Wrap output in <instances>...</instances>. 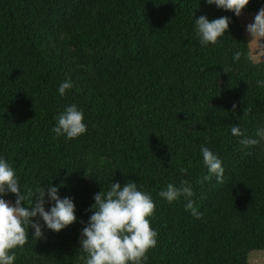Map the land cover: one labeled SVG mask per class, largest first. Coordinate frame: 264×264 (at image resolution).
<instances>
[{"label": "trees", "instance_id": "16d2710c", "mask_svg": "<svg viewBox=\"0 0 264 264\" xmlns=\"http://www.w3.org/2000/svg\"><path fill=\"white\" fill-rule=\"evenodd\" d=\"M262 4L249 0L242 12ZM194 13L230 17L218 44H199ZM247 41L237 16L205 0H0V155L21 185H56L77 216L38 240L30 229L13 264H81V221L94 194L129 180L155 203L157 243L144 264H249L251 251H264V141L244 148L230 132L264 126L255 83L264 61L232 59ZM64 80L73 87L61 96ZM73 103L87 131L68 140L51 129ZM201 145L221 159L222 182L204 179ZM182 179L199 218L183 197L158 196Z\"/></svg>", "mask_w": 264, "mask_h": 264}, {"label": "clouds", "instance_id": "9594fccd", "mask_svg": "<svg viewBox=\"0 0 264 264\" xmlns=\"http://www.w3.org/2000/svg\"><path fill=\"white\" fill-rule=\"evenodd\" d=\"M205 3L239 17L249 0H205ZM193 15V31L202 47L218 44L231 22L228 16L209 19L206 15ZM245 31L249 37L245 43L247 51L234 50L233 61L240 60L242 56L250 63L264 60V4L257 10L252 22L246 25ZM255 83L264 88V78ZM72 87L70 80H64L59 83L57 92L64 96L66 90ZM55 121L51 132L68 140L87 131L83 110L75 103L66 105ZM230 132L240 138L239 144L244 148L260 145L264 141V126H257L254 135H244L239 124L233 125ZM200 155V162L207 170L204 179L215 177L216 182H222L224 168L218 155L205 145L200 146ZM179 171L186 174L188 169L181 167ZM8 194L14 195L15 200L5 199ZM158 196L169 203L183 197L185 211L199 218L188 181L182 179L179 185L168 183ZM93 200L89 209L91 214L86 222L81 221L84 225L78 238L81 264H144L147 251L157 243V232L150 226L149 219L155 208L151 195L141 191L134 180L123 184L116 181L109 182L106 190L100 189L95 193ZM76 220L72 198L61 197L58 187L52 182L35 190L21 185L13 166L0 155V264H13L16 259L14 250L25 245L30 229L31 236L38 240L44 237L45 229L59 233Z\"/></svg>", "mask_w": 264, "mask_h": 264}, {"label": "rangeland", "instance_id": "374dc122", "mask_svg": "<svg viewBox=\"0 0 264 264\" xmlns=\"http://www.w3.org/2000/svg\"><path fill=\"white\" fill-rule=\"evenodd\" d=\"M254 15L255 13L241 12V15L237 17L240 25L244 28V32L247 37V40L249 39V37L246 34L245 28L248 23L252 22ZM261 61H264V60H261ZM248 263L249 264H264V251H251L248 254Z\"/></svg>", "mask_w": 264, "mask_h": 264}]
</instances>
